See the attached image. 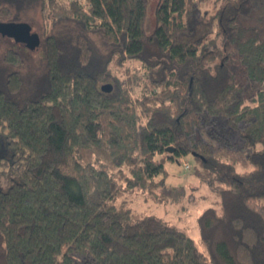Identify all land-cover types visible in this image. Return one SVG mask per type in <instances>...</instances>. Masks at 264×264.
Listing matches in <instances>:
<instances>
[{"label":"trees","instance_id":"1","mask_svg":"<svg viewBox=\"0 0 264 264\" xmlns=\"http://www.w3.org/2000/svg\"><path fill=\"white\" fill-rule=\"evenodd\" d=\"M207 1L158 0L150 27V0H0L1 20L40 6L54 30L37 85L0 56V264H264V35L239 22L251 0ZM201 129L240 136L251 169ZM190 154L214 174L199 244L128 199L165 202L167 157Z\"/></svg>","mask_w":264,"mask_h":264},{"label":"rangeland","instance_id":"2","mask_svg":"<svg viewBox=\"0 0 264 264\" xmlns=\"http://www.w3.org/2000/svg\"><path fill=\"white\" fill-rule=\"evenodd\" d=\"M157 1L158 0H150L148 14L150 27L152 23H154L153 17ZM251 1L254 5L251 15L240 17L239 22L258 26L264 35V0ZM203 7L211 8L210 5L208 6L207 0ZM22 17L23 18H14L9 21L29 22L33 27V31L38 32L42 40H45L47 34L54 32L50 25L47 27L40 6L27 8V10L22 13ZM57 28L61 29V26ZM92 37L96 45H102V41L97 35H92ZM18 43L20 42H16L11 37L5 39L2 43L0 42V56L8 47L22 52L25 58L23 67H11L10 69L21 71L22 74L26 76V79L30 80V83L35 81V85H37L41 81L42 74L45 72V52L42 47H39L38 50H31L26 46V48L20 46ZM242 81L241 78V82ZM30 83L27 82V85H30ZM242 84L246 87L247 91L252 90V86L248 79L243 81ZM198 132H200L205 140L213 143L216 154L220 156L223 161L234 163L238 171L251 169V164L246 161L245 158L253 149L251 147H241L240 136L233 134L236 144L234 147H229L227 145L221 146L215 140H212L207 129H201L198 130ZM7 154V147L0 143V155L7 157ZM164 155L166 156L167 154ZM185 162H188L189 165H185ZM166 167L169 171L168 182L170 185L166 188L168 198L165 202L144 200L141 194L134 193L128 198L130 200L129 203L131 207L138 212L145 214L154 213L165 218L171 225L183 230L199 244L200 229L198 216L206 207L212 204L211 186L206 180L210 179L214 174L209 168L203 166L202 161L198 157L191 154L182 156L179 160L175 161L167 157ZM7 185L8 180L0 178V186L6 187Z\"/></svg>","mask_w":264,"mask_h":264},{"label":"water","instance_id":"3","mask_svg":"<svg viewBox=\"0 0 264 264\" xmlns=\"http://www.w3.org/2000/svg\"><path fill=\"white\" fill-rule=\"evenodd\" d=\"M32 25L27 21H5L0 19V34L13 38L16 42L24 43L26 47L35 50L41 44V36L32 31ZM104 91H111L113 84L107 82L102 85Z\"/></svg>","mask_w":264,"mask_h":264},{"label":"built area","instance_id":"4","mask_svg":"<svg viewBox=\"0 0 264 264\" xmlns=\"http://www.w3.org/2000/svg\"><path fill=\"white\" fill-rule=\"evenodd\" d=\"M80 1H81L82 3H84V4L87 3V0H80ZM185 165L188 166V165H189L188 162H185Z\"/></svg>","mask_w":264,"mask_h":264},{"label":"flooded vegetation","instance_id":"5","mask_svg":"<svg viewBox=\"0 0 264 264\" xmlns=\"http://www.w3.org/2000/svg\"><path fill=\"white\" fill-rule=\"evenodd\" d=\"M32 31H33V29H32ZM34 32V31H33ZM13 39V38H12ZM14 40V39H13ZM24 44V43H23Z\"/></svg>","mask_w":264,"mask_h":264}]
</instances>
